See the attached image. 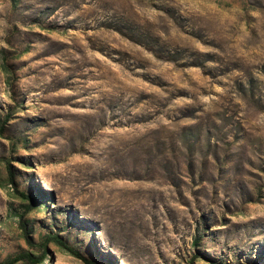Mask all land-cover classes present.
Returning <instances> with one entry per match:
<instances>
[{
	"label": "rangeland",
	"instance_id": "rangeland-1",
	"mask_svg": "<svg viewBox=\"0 0 264 264\" xmlns=\"http://www.w3.org/2000/svg\"><path fill=\"white\" fill-rule=\"evenodd\" d=\"M21 217L100 264H264V0H0V262L41 255Z\"/></svg>",
	"mask_w": 264,
	"mask_h": 264
},
{
	"label": "trees",
	"instance_id": "trees-1",
	"mask_svg": "<svg viewBox=\"0 0 264 264\" xmlns=\"http://www.w3.org/2000/svg\"><path fill=\"white\" fill-rule=\"evenodd\" d=\"M7 168L9 169V183L11 185L14 186L15 190H16V186L14 184V177H13V173L11 171V166L9 164V162L5 161ZM20 197L22 199L25 200H29L31 202V204H33L34 198H32L31 196L20 192L19 193ZM39 199L40 201L44 200L47 198L46 195H43L42 193H40L39 195ZM23 217H21V223H19L20 229L22 231V236L23 239L25 241V243L27 244L28 247L32 248V249H40L41 250V255L39 256H35L34 254H32L31 252H21L19 254H16L12 257L7 258L6 260L0 262V264H17V263H24V264H40L43 262V259L45 257L46 254V247L49 243H54L56 246H58L59 248H61L63 251H65L66 253L70 254L71 256L81 260L82 262H84L85 264H100L97 262H93L90 260H87L79 251L75 250L73 247L69 246L64 240L63 238L60 237L59 233L57 232H52L50 231L47 235H45L41 242L39 243H35L32 239V236L30 235V229L27 227V222L22 220ZM198 240H195L194 245H197ZM201 256V255H199ZM194 257H198V254ZM207 259V261L210 264H220L210 258H205Z\"/></svg>",
	"mask_w": 264,
	"mask_h": 264
}]
</instances>
